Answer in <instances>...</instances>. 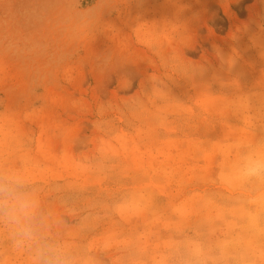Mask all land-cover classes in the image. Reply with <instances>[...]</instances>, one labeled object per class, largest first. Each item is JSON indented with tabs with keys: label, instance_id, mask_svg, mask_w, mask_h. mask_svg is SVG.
Masks as SVG:
<instances>
[{
	"label": "rangeland",
	"instance_id": "1",
	"mask_svg": "<svg viewBox=\"0 0 264 264\" xmlns=\"http://www.w3.org/2000/svg\"><path fill=\"white\" fill-rule=\"evenodd\" d=\"M261 151L264 0H0V165L76 264H264Z\"/></svg>",
	"mask_w": 264,
	"mask_h": 264
},
{
	"label": "clouds",
	"instance_id": "2",
	"mask_svg": "<svg viewBox=\"0 0 264 264\" xmlns=\"http://www.w3.org/2000/svg\"><path fill=\"white\" fill-rule=\"evenodd\" d=\"M126 88L129 81L121 79ZM236 178L264 180V151L245 158ZM221 179L230 177L222 174ZM63 221L45 206L39 190L22 171L0 165V227L7 230L12 247L27 251L31 264H76L74 254L53 238Z\"/></svg>",
	"mask_w": 264,
	"mask_h": 264
}]
</instances>
